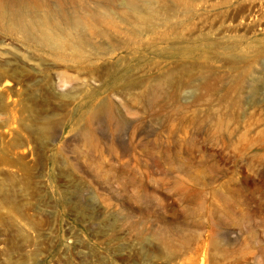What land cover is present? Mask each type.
<instances>
[{"label":"rangeland","instance_id":"1","mask_svg":"<svg viewBox=\"0 0 264 264\" xmlns=\"http://www.w3.org/2000/svg\"><path fill=\"white\" fill-rule=\"evenodd\" d=\"M39 1L68 14L82 0ZM252 1L258 20L236 13L249 0H197L153 31L115 28L114 53L91 62L0 32V264H264V0ZM104 100L115 118L94 120L87 142Z\"/></svg>","mask_w":264,"mask_h":264},{"label":"bare ground","instance_id":"2","mask_svg":"<svg viewBox=\"0 0 264 264\" xmlns=\"http://www.w3.org/2000/svg\"><path fill=\"white\" fill-rule=\"evenodd\" d=\"M196 1L82 0L68 14L62 6L51 8L39 0H15L14 3L4 1L5 5L0 4V32L15 36L24 43L35 44L54 60L67 62L66 57H75L91 62L94 57L114 53L117 43L112 37L113 29L118 28L136 34L153 31L157 28L158 20L167 25L176 15V11L181 8H185L187 13H190L189 6ZM249 2H251L249 5L246 2L248 6L241 7L239 4L236 13L241 14L242 10L250 11L249 16L258 20L261 15L258 10L256 11L255 2L253 3L252 0ZM95 69L96 64L93 63L88 65L86 70L92 72ZM171 78L172 75L165 79H156L147 86L143 97L154 103L165 93ZM113 111L114 104L110 100H104L92 108L86 126L79 131L82 139L87 142L92 141L91 123L101 117H106L110 121L114 117Z\"/></svg>","mask_w":264,"mask_h":264}]
</instances>
